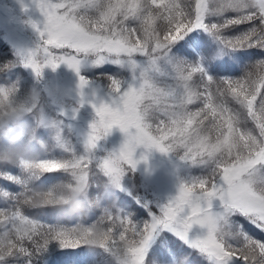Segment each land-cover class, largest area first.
Segmentation results:
<instances>
[{
	"label": "snow or ice",
	"instance_id": "obj_1",
	"mask_svg": "<svg viewBox=\"0 0 264 264\" xmlns=\"http://www.w3.org/2000/svg\"><path fill=\"white\" fill-rule=\"evenodd\" d=\"M36 7L43 22L33 25L39 40L23 55V66L40 77L44 68L64 64L79 77L80 89L89 83L79 76L89 57L92 66L110 62L127 71V78L119 73L106 78L107 99L90 102L94 119L86 149H94L114 127L124 139L98 161L87 155L57 160L33 154L12 163L32 176L63 170L70 180L48 190L26 187L12 197V206L0 208V262L54 240L61 247H110L117 264H144L154 235L167 230L208 264H264V241L239 226L226 229L238 215L264 232V57L245 65L238 77L207 71L220 69L231 53L264 52V0H36ZM240 25L247 27L229 34ZM194 31L210 36L215 47L189 35ZM161 60L170 79L158 84L151 73L165 75ZM14 92L0 87V98L12 104ZM12 137L18 138L9 129L0 135V149ZM16 143L23 146L19 138ZM141 146L178 151L182 161L206 164L208 170L179 181L175 195L155 212L148 209L149 219L141 224L105 212L92 225L78 220L74 226L50 227L22 214L25 207L49 205L63 216L86 209L90 169L119 188L125 171L135 169ZM194 227L200 231L190 235ZM168 256L166 247L159 249L160 264H168ZM179 256L174 264H185Z\"/></svg>",
	"mask_w": 264,
	"mask_h": 264
},
{
	"label": "rangeland",
	"instance_id": "obj_2",
	"mask_svg": "<svg viewBox=\"0 0 264 264\" xmlns=\"http://www.w3.org/2000/svg\"><path fill=\"white\" fill-rule=\"evenodd\" d=\"M43 16L40 10L36 7V0H0V40L3 41L12 54L17 58V61L21 64L23 69L27 71L25 79L28 80L30 77L33 79H43V98L40 101V119L37 122L38 130L35 136V144L30 146V149L24 152L22 155L12 154L11 152L0 153V159L6 156H11L8 161L15 163L17 159L26 157L29 155H38L39 158H50L55 159L59 154L60 158H65V154L68 152V147L63 139H76L72 147L73 153L72 158L81 156H92L95 154V148L91 151L86 149V138L89 132V125L94 119V110L90 106V102L97 103L100 99H107V85L105 82L92 76H98V78H103L106 74L116 75L119 73L124 78L128 77L127 71H120L114 64L110 62H105L101 66H92L90 63L91 57L85 60L80 68L79 76L86 78L89 83L88 85L80 89L79 88V77L66 65L60 64L54 70L51 68H44L42 70L41 76L36 77L30 68L23 66V55L28 51L34 49L38 40L39 34L33 25L38 27L42 25ZM197 32V31H196ZM187 39V38H185ZM181 44L183 41L180 42ZM211 46L215 47V43L211 39ZM178 47L172 49L173 52H177ZM226 58V57H225ZM224 58V59H225ZM137 61L143 65L144 60L142 57H137ZM224 63L220 69L216 71L217 75L238 77L241 75L242 70L237 66L239 64L233 63L232 72L228 71L229 67L225 66ZM247 65V64H245ZM3 68V67H2ZM159 68L164 76H161L155 72H152V78L156 83H167L170 79V72L168 65L161 60L159 62ZM208 71V68H207ZM10 70L6 71V76L10 74ZM40 80V81H41ZM14 88V87H12ZM16 89V88H15ZM33 101H36L33 96H31ZM47 109V110H46ZM46 110V111H44ZM55 116L46 115L48 113H53ZM65 131V136L62 133ZM25 129H22L18 134L19 142ZM35 133L33 134V136ZM115 149H118L124 139V134L120 132L118 128H113L109 135L106 136ZM37 142H40L42 146H39ZM107 142V141H106ZM23 144V142H20ZM71 158V159H72ZM134 158L138 161L134 170H126L125 175L122 177L121 186L119 188L113 187L109 180L107 195L114 194V190L119 192L130 194L132 188L135 187L131 181V175L136 176L135 171H137L144 187L143 192H139L135 195V200L142 204L143 201L140 198H146L147 204L152 208L155 205H161L165 203L171 196L175 195L177 190V185L179 181H187L192 177H197L203 175L207 172L208 166L206 164L192 163L188 161H182L179 158L178 151H172L168 153H162L155 148H144L143 146L137 148ZM69 159V156L67 160ZM22 169L21 166L13 164ZM23 170V169H22ZM54 178V175L49 176V180ZM37 185L34 189L43 188V183H36ZM30 188V183L27 181L22 182L19 189L22 191L24 188ZM154 194V195H153ZM143 205V204H142ZM96 207V209L92 207ZM144 206V205H143ZM97 208L99 211H97ZM148 207H140V213L145 220L149 219ZM44 214L51 215L52 211L49 209L43 210ZM99 212V213H98ZM105 212L112 216L128 217V213H122V209L117 208L116 214L111 209H104L98 207V199L96 202H89L86 209L78 210L77 213L72 216H65V220L62 222L60 227L74 226L78 220H80L83 225H92L100 216ZM23 214V213H22ZM37 214L40 216V210H37ZM123 214L124 216H122ZM26 218H31L35 222H39L42 225H51L50 222L45 220H38L32 217V215L25 213ZM144 220V221H145ZM236 226L240 227V230L248 234L250 237H254L258 241H264V232L255 228L242 216H232L230 222L226 225L228 231L235 230ZM168 234L175 239L176 242L187 246L181 239L174 235L171 231H167ZM198 228H193L190 235L198 234ZM163 231H158L150 243L146 253L151 251V247L157 244V237L161 235ZM166 241H169L167 239ZM192 249V248H191ZM194 250V249H193ZM196 251V250H195ZM78 253V251H76ZM67 251L65 249L60 251V260H66L62 263L59 261L47 262L46 264H80L78 254L75 256L65 255ZM196 254L199 256L197 263L188 264H208V261L203 258L197 251ZM148 257L147 254L145 258ZM170 260L168 264H174L176 257L174 253L169 250ZM84 259V258H82ZM155 261V258H153ZM117 264V260L115 261ZM83 264H88L85 260ZM149 264V261H146ZM0 264H36L27 260L22 255H15L6 259V262H1ZM154 264V262H153ZM235 264H239L236 261Z\"/></svg>",
	"mask_w": 264,
	"mask_h": 264
},
{
	"label": "trees",
	"instance_id": "obj_3",
	"mask_svg": "<svg viewBox=\"0 0 264 264\" xmlns=\"http://www.w3.org/2000/svg\"><path fill=\"white\" fill-rule=\"evenodd\" d=\"M229 15H231V13H229ZM245 27H247L246 25H240L234 29H232V31L229 33L230 35L235 34L237 32L242 31ZM194 33V32H193ZM190 35V34H189ZM232 57L236 58V59H242L244 61L247 62H252L260 57H264V52L259 51L258 49L255 48H248V49H243L240 51L235 52V54L232 55ZM13 59L12 53L10 52V50L7 48V46L0 41V78H2V67L6 66L11 60ZM22 72V70H21ZM108 76H112L111 74H106L103 76V78H98V76H92L93 78H97L101 81H104L105 84H108V80L106 79ZM30 80H26L23 84L22 90H18L17 92H14L12 94V104H6L2 98H0V122H4L6 121V117H10L13 118V114L15 113L13 111V109H15L18 105H29L34 107L33 108V112L35 115V118L31 121L36 122V117L39 116V112L37 111L38 106H39V101L41 100L42 96H39L37 98L36 102H32L30 100V94L32 91V85L30 84ZM10 114V115H9ZM22 121L21 119L15 120V122L11 125H15L17 127H20V123ZM25 124H21V126H24ZM35 124L30 125L29 129L35 127ZM9 128L11 129V127L9 126ZM8 128V129H9ZM12 148L5 146L3 149H0V153L1 152H11ZM91 172L94 173H100L98 170H92ZM6 177H11V179H8ZM16 182V178H14V174L12 172L6 171L2 166H0V193H7L8 196L6 198H0L1 204H0V208H5V207H9L12 206L15 201L12 199V197L17 196L16 194L12 193V185L15 184ZM67 182L66 180L60 181L59 183H64ZM103 180L102 179H97L95 181L91 182V187L93 189H100L102 190L103 188ZM52 189V188H50ZM36 207L33 208H28L25 207L24 210L26 211H33ZM32 215L37 217L38 214L34 211L32 212ZM28 248H31V244L29 243L27 245ZM61 246H59V242L57 241H50L44 248H41L39 250H35V251H31L29 253V255L25 256L19 253H16L12 256L15 255H22L23 257L27 258L29 261L34 262L36 264H44L50 257L51 255L55 252L58 251L60 249ZM102 252H98L95 254V259L100 260L102 258ZM181 255L179 256L180 259H185V260H189L192 259L190 257V254L187 253H180ZM105 255V254H104ZM10 256V257H12ZM10 257H8L7 259H9ZM93 261V260H92ZM160 264V262L158 263Z\"/></svg>",
	"mask_w": 264,
	"mask_h": 264
},
{
	"label": "clouds",
	"instance_id": "obj_4",
	"mask_svg": "<svg viewBox=\"0 0 264 264\" xmlns=\"http://www.w3.org/2000/svg\"><path fill=\"white\" fill-rule=\"evenodd\" d=\"M32 96H35V93L32 94ZM15 116L6 121V122H0V135H3L6 130L9 128L10 123L14 122L15 120H18L19 118H21L22 116V107L21 105H18L15 109ZM17 137H12L9 139V143L12 145V154H18V155H22L24 152L28 151L30 149V147L28 145H23V146H18L16 141H17ZM11 158V156H6L3 157L2 160L3 162H8V160Z\"/></svg>",
	"mask_w": 264,
	"mask_h": 264
}]
</instances>
